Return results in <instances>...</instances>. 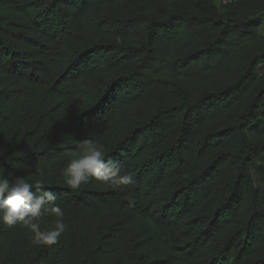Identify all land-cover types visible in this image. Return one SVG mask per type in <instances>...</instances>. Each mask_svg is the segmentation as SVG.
Returning <instances> with one entry per match:
<instances>
[{"label":"trees","instance_id":"trees-1","mask_svg":"<svg viewBox=\"0 0 264 264\" xmlns=\"http://www.w3.org/2000/svg\"><path fill=\"white\" fill-rule=\"evenodd\" d=\"M260 19L264 0H0V168L67 225L40 246L0 224V264H264ZM84 139L134 183L67 188Z\"/></svg>","mask_w":264,"mask_h":264},{"label":"clouds","instance_id":"clouds-1","mask_svg":"<svg viewBox=\"0 0 264 264\" xmlns=\"http://www.w3.org/2000/svg\"><path fill=\"white\" fill-rule=\"evenodd\" d=\"M78 150L61 170L67 188L79 190L95 182L122 189L134 183L130 171L106 157L103 145L84 139L79 142ZM4 156L5 150L0 149V158ZM39 171L43 176V170ZM56 200V195L45 187L42 179L30 181L23 176H13L11 172L6 174L0 168V224L27 229L35 245H54L66 231L65 212ZM46 216L54 217L47 225L44 222Z\"/></svg>","mask_w":264,"mask_h":264},{"label":"rangeland","instance_id":"rangeland-1","mask_svg":"<svg viewBox=\"0 0 264 264\" xmlns=\"http://www.w3.org/2000/svg\"><path fill=\"white\" fill-rule=\"evenodd\" d=\"M219 5V3H217ZM260 23V29H259V34L261 37H264V20H261ZM264 70V67H261L259 69V73H262ZM254 181L256 185H263L264 184V158L261 159L258 163L257 168L254 170Z\"/></svg>","mask_w":264,"mask_h":264}]
</instances>
